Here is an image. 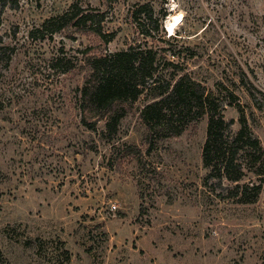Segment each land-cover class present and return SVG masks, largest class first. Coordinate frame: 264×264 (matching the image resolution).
I'll return each mask as SVG.
<instances>
[{"label":"rangeland","instance_id":"obj_1","mask_svg":"<svg viewBox=\"0 0 264 264\" xmlns=\"http://www.w3.org/2000/svg\"><path fill=\"white\" fill-rule=\"evenodd\" d=\"M74 2L107 11L104 29L116 32L113 41L75 27L53 39L30 37L31 29ZM146 2L164 18L169 41L139 33L131 11ZM19 3L5 9L0 27L16 51L0 75V249L9 262L264 264V187L255 203L244 204L225 197L232 183L206 179L207 116L149 151L140 117L147 94L128 106L113 139L104 135V121L95 131L84 126L78 104L91 72L87 56L141 41L182 47L195 53L186 61L197 80L211 89L224 83L239 95L264 147V110L241 81L264 93V0ZM181 13L170 33L169 18ZM62 48L78 61L67 73L51 67ZM225 115L237 130L238 110L228 107Z\"/></svg>","mask_w":264,"mask_h":264},{"label":"trees","instance_id":"obj_2","mask_svg":"<svg viewBox=\"0 0 264 264\" xmlns=\"http://www.w3.org/2000/svg\"><path fill=\"white\" fill-rule=\"evenodd\" d=\"M19 4V0H0V27L5 9L17 8ZM131 13L144 38L169 41L162 28L164 18L156 15L150 2L137 3ZM107 19V11L74 2L63 13L53 15L31 29L30 37L53 39L63 30L75 27L92 31L105 43H110L116 32L105 31ZM15 52V47L6 45L0 34V75ZM194 56V52L184 54L182 47L154 48L147 41L102 55L87 56L91 72L78 90L81 122L95 131L99 122L104 121V135L113 139L129 111L128 106H133L147 94L151 100L141 109L140 117L147 127L146 141L151 151L157 141L178 136L188 125L207 116L202 149L203 163L209 170L206 179L226 180L233 185L228 187L225 197L238 203H255L264 187L262 142L251 129L245 105L233 89L224 83L217 84L214 89L208 88L188 71L186 60ZM77 63V58L68 57L62 48L53 58L51 67L67 73L75 69ZM241 81L254 106L264 110V93L254 84L244 82L243 78ZM257 92L262 94L261 98ZM2 106L0 102V109ZM228 107L239 112L240 127L237 130L233 128L235 119H227L225 115ZM0 264H11L1 249Z\"/></svg>","mask_w":264,"mask_h":264},{"label":"clouds","instance_id":"obj_3","mask_svg":"<svg viewBox=\"0 0 264 264\" xmlns=\"http://www.w3.org/2000/svg\"><path fill=\"white\" fill-rule=\"evenodd\" d=\"M172 7H173V8L176 7L175 3L172 4ZM181 17H182V13L179 14V15H177V16H175V17H170V18H169V31L172 30V27H174L175 24H177V23L180 22Z\"/></svg>","mask_w":264,"mask_h":264},{"label":"bare ground","instance_id":"obj_4","mask_svg":"<svg viewBox=\"0 0 264 264\" xmlns=\"http://www.w3.org/2000/svg\"><path fill=\"white\" fill-rule=\"evenodd\" d=\"M181 20H182V19H180V22H181ZM180 22H179V23H180ZM179 23H177V24H175V25H178ZM168 31H169V29H168ZM169 32H170V33H173V27H172V30L169 31Z\"/></svg>","mask_w":264,"mask_h":264}]
</instances>
